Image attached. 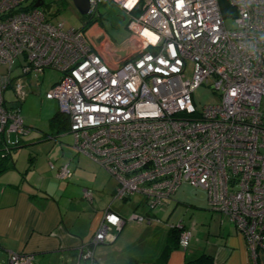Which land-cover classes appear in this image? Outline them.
Listing matches in <instances>:
<instances>
[{"label":"built area","instance_id":"1","mask_svg":"<svg viewBox=\"0 0 264 264\" xmlns=\"http://www.w3.org/2000/svg\"><path fill=\"white\" fill-rule=\"evenodd\" d=\"M225 1L228 15L221 0H89V17L109 4L127 18L126 46L106 52L53 21L39 0H0V63L8 65L0 135L12 146L28 132L18 106L31 91L27 79L58 70L46 98L68 116L74 149L114 178L115 198L136 194L153 209L183 183L201 187L255 256L264 250V0ZM201 85L220 100L196 110L192 93ZM71 177L67 164L59 167L58 179ZM123 223L104 211L89 244L111 240L108 227L118 233ZM191 237L183 227L180 246ZM89 244L82 259L92 261ZM20 253L8 262L32 264V254Z\"/></svg>","mask_w":264,"mask_h":264},{"label":"crops","instance_id":"2","mask_svg":"<svg viewBox=\"0 0 264 264\" xmlns=\"http://www.w3.org/2000/svg\"><path fill=\"white\" fill-rule=\"evenodd\" d=\"M101 6L102 11L110 7L109 4ZM65 134L71 133L57 137ZM55 138H46L53 140L52 146H36L39 141L22 146L25 149L18 157L13 152L14 166L0 173V264H8L10 252L32 254V264H89L90 260L80 256L81 248L89 244L90 235L106 210L117 213L124 223L118 233L114 227H108L111 240L95 246L89 244L95 263L123 264L128 258H134L141 260L140 264H195V259L206 254L211 260L197 264H264V250L257 249L252 256L243 235L221 212L216 214L219 217H214L211 208L207 225L186 226L182 220L174 222L192 231L185 249L179 243H170L171 248L165 249L170 227L161 242L154 239L152 243L148 227H142L144 238L134 235L132 227L137 225L130 220L133 214L128 219L122 205L112 202L114 178L94 160L78 153L73 141L70 144ZM36 139L39 138L26 141ZM27 150L24 163H20L21 155ZM64 164L72 172L66 181L57 178V171ZM86 190L90 191V197L86 196ZM176 196L177 191L162 205L174 208L185 202L182 195ZM136 201L135 207L139 201L143 204L141 197ZM149 215L154 216L148 211L146 216Z\"/></svg>","mask_w":264,"mask_h":264},{"label":"rangeland","instance_id":"3","mask_svg":"<svg viewBox=\"0 0 264 264\" xmlns=\"http://www.w3.org/2000/svg\"><path fill=\"white\" fill-rule=\"evenodd\" d=\"M39 2H43V4L39 8L43 10L47 16L51 17L53 21L59 20L61 22H64L66 28H79L83 25V22L94 19V17H89L88 14L85 16L81 15L74 6L72 0H39ZM110 8L112 9V6L106 9V12H100V15L96 16L99 18L96 19L95 22H93L85 31L88 42L94 45L97 49L102 51L106 50V52L108 51L107 48L109 46H121L124 48L126 46V41L123 43L122 40H124L128 36L125 24L115 17L117 10H111ZM225 25L227 28L233 27L234 23L232 18H225ZM190 67L191 65L189 64L187 75L191 73ZM19 70V67L14 70L13 75L17 74ZM7 71L8 65L0 63V73H5ZM60 77V71L50 68L45 69L44 72H41L36 76L33 75L32 77H28L27 82L29 80L31 91L25 98V100L21 103L20 111V114L24 120L25 128L27 129V131H29L25 135H23V138L25 140L34 139L38 136L45 135L43 132L48 131L49 118L58 110V103L56 99H47L45 97V94L51 89L52 85L55 82L59 81ZM25 90L24 94L27 93ZM7 97L11 98L10 92L7 93ZM219 100V93H216L210 86L207 85L199 86L192 93V102L196 110H201L204 105L209 103H216ZM262 107L264 108V100ZM38 129L42 131H39ZM10 136L14 137V134H11ZM42 137L31 142H27V145L28 143H30L31 145L36 141H39L37 142L38 144L35 143L36 146H52L54 144L53 140H47L46 138ZM59 139L67 141L70 144L73 141L71 134H65L62 136L60 135L55 138L56 141H59ZM59 147L60 146L56 148V153L59 151ZM24 149V147L18 148L14 152L15 155H17L18 157V153H23L22 150L24 151ZM27 154L28 150L24 155H21L19 159L20 163L23 162L22 160H24ZM50 156H54V153ZM179 195H182L185 198V202L177 204L174 208L167 207V205L161 204L153 209H150L144 201L143 204H140L139 201V206L135 207V204H137L136 200L140 198L138 195H135L131 198H126L125 200L114 198V201L112 202H115L118 205H122V209L124 210V212H126V216L128 217V219L132 214H135L137 216H145L149 219L150 215L146 216V213L148 211L153 213L154 216L150 218L149 221H145L143 223H138L134 219L130 220L133 221V224L137 225H134L132 227L133 234L136 236H141L142 238H144L142 227L151 228L149 237L151 238L152 243H154V239L161 242L165 238L166 232L168 231L169 227L174 224L175 221L178 222L182 220V222L185 223L186 226H192L193 224L203 226L207 225L211 220L209 218V216L211 217V210L208 204L209 194L207 190L201 187H193L187 183H183L177 190V196ZM176 197L174 199H176ZM212 212H214V217H219L218 215H220V212ZM221 214L226 217L225 214ZM138 225H140V227ZM87 245H83V247L81 248V257ZM12 253H15V255L17 256H20L21 254L20 252H10L8 255V261L9 256ZM88 262L90 263L91 261ZM8 264L10 263L8 262Z\"/></svg>","mask_w":264,"mask_h":264},{"label":"trees","instance_id":"4","mask_svg":"<svg viewBox=\"0 0 264 264\" xmlns=\"http://www.w3.org/2000/svg\"><path fill=\"white\" fill-rule=\"evenodd\" d=\"M221 7H222V10L224 12V15H228L229 12H231V8L229 7L228 3L225 0H221ZM100 12H102V10H100ZM93 17H94V19L86 21L87 23L83 22V25L81 27L75 28V29H80L82 32H85L87 30V28L93 22H95L96 19L99 18L96 16H93ZM93 17H91V18H93ZM29 93H30V91H29ZM28 94L24 97L23 100H21L18 103L19 113L21 111V103L25 100V98L28 96ZM11 97H12V95H11ZM45 97H46V94H45ZM39 131H42V130H39ZM43 133L45 134V135H42L43 137L39 136L37 138H40V137L51 138V137H57V135H59L61 133H71L68 116L65 115L64 113H62L58 108V110L49 118V129H48V131L43 132ZM27 142L28 141H26L23 138V136H21V137H19V141L17 144L10 146L6 143L5 137L0 135V173H2L3 171H5L9 168H12L14 166V159L12 157L13 152H15L18 148H20L24 145H27ZM152 215H154V214L152 213ZM183 227L184 226L182 223H177V224L170 226V229H169L168 235H167L168 243L165 244V249L171 248L170 243H174V244L179 243V236H180V232H181ZM184 228H186V227H184ZM210 260H211V258L209 255H206V254L203 255L202 254L200 257L195 259L193 261V263L197 264V263H200V261H210ZM140 263H141V260L134 259V258H128L123 264H140ZM89 264H98V263H95L94 260H92V262H90ZM187 264H189V263H187Z\"/></svg>","mask_w":264,"mask_h":264},{"label":"water","instance_id":"5","mask_svg":"<svg viewBox=\"0 0 264 264\" xmlns=\"http://www.w3.org/2000/svg\"><path fill=\"white\" fill-rule=\"evenodd\" d=\"M74 6L81 15H87L89 12V0H72ZM35 6H40V3H36Z\"/></svg>","mask_w":264,"mask_h":264},{"label":"flooded vegetation","instance_id":"6","mask_svg":"<svg viewBox=\"0 0 264 264\" xmlns=\"http://www.w3.org/2000/svg\"><path fill=\"white\" fill-rule=\"evenodd\" d=\"M115 17H116L119 21L123 22L124 24H125V22L127 21V18H126L124 15H122V14H116Z\"/></svg>","mask_w":264,"mask_h":264}]
</instances>
